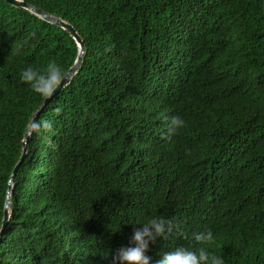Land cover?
I'll use <instances>...</instances> for the list:
<instances>
[{
    "label": "trees",
    "instance_id": "16d2710c",
    "mask_svg": "<svg viewBox=\"0 0 264 264\" xmlns=\"http://www.w3.org/2000/svg\"><path fill=\"white\" fill-rule=\"evenodd\" d=\"M69 22L79 69L36 122L11 193L0 264H113L134 229L175 225L157 264L204 246L264 264V0H23ZM73 37L0 0V227L27 125L45 98L22 82ZM60 111L57 112L56 109ZM185 122L169 136L171 117ZM211 231L214 244L194 234Z\"/></svg>",
    "mask_w": 264,
    "mask_h": 264
},
{
    "label": "clouds",
    "instance_id": "9594fccd",
    "mask_svg": "<svg viewBox=\"0 0 264 264\" xmlns=\"http://www.w3.org/2000/svg\"><path fill=\"white\" fill-rule=\"evenodd\" d=\"M20 75L22 82L28 84L35 93L45 99L51 98L66 80L65 71L55 61H50L43 72L29 66ZM56 111L59 112L60 109L57 108ZM184 124V120L179 116L171 117L168 125L169 136L177 129L184 127ZM51 129V121H32L29 125V135L32 132L39 133L42 130L51 131ZM174 227L171 220L153 218L143 224L142 228L134 229L129 246L116 250L112 257L113 264H150V258L145 255L149 249V243H154L157 238L167 239L173 233ZM194 239L201 245H211L215 242V237L210 230L194 234ZM157 264H224V260L210 253L204 246L196 250L178 247L174 251L165 252Z\"/></svg>",
    "mask_w": 264,
    "mask_h": 264
},
{
    "label": "water",
    "instance_id": "95a60500",
    "mask_svg": "<svg viewBox=\"0 0 264 264\" xmlns=\"http://www.w3.org/2000/svg\"><path fill=\"white\" fill-rule=\"evenodd\" d=\"M6 2L16 5V6H20L23 8H26L27 10H29L30 12H32L33 14L37 15L38 17L44 19L45 21H48L52 24H55L57 26H60L61 28H63L64 30H66L67 32H69V34L73 37V39L75 40L77 46H78V53L77 56L75 58V61L73 63V65L68 69V71L65 73L66 74V80L65 82L58 88V90L55 92V94L48 99H44L42 105L40 106V108L35 112L34 116L32 117V119L30 120L29 124L26 127L25 130V134H24V139H23V150L21 153V156L18 160V162L15 164L10 179H9V188L7 191V196H6V200H5V206H4V211H3V219H2V225L0 227V237H1V233L4 230L6 223L8 221L9 218V206H10V194L11 193V188H12V183L14 180V177L16 175L17 169L19 167V164L23 161V159L26 156V150H27V142L29 141L30 135H29V125L32 121H36L39 114L42 112V110L47 106V104L51 101V99L56 96L60 90L67 85L70 80L71 77L75 74V72L79 69L81 62H82V56H83V52H84V42L81 38V36L78 34L77 30L67 21L53 16L51 14H49L48 12H45L43 10H41L40 8H37L31 4L26 3L23 0H5Z\"/></svg>",
    "mask_w": 264,
    "mask_h": 264
},
{
    "label": "bare ground",
    "instance_id": "6f19581e",
    "mask_svg": "<svg viewBox=\"0 0 264 264\" xmlns=\"http://www.w3.org/2000/svg\"><path fill=\"white\" fill-rule=\"evenodd\" d=\"M10 194V193H9Z\"/></svg>",
    "mask_w": 264,
    "mask_h": 264
}]
</instances>
